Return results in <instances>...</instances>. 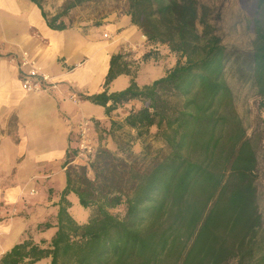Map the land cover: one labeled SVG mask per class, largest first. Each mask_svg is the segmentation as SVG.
I'll list each match as a JSON object with an SVG mask.
<instances>
[{"label":"trees","instance_id":"trees-1","mask_svg":"<svg viewBox=\"0 0 264 264\" xmlns=\"http://www.w3.org/2000/svg\"><path fill=\"white\" fill-rule=\"evenodd\" d=\"M31 1L51 28L62 30L61 17L87 0H71L52 17L42 0ZM127 1L133 24L149 41L167 44L177 62L141 87L125 53L114 54L104 91L86 99L103 106L108 116L123 104L141 101L124 123L138 139L155 128L154 137L163 141L166 152L141 168L99 149L91 163L93 178L84 166L76 177L67 170L57 230L48 246L25 239L0 263L34 264L50 257V264H264L258 158L226 79L227 47L209 30V8L198 0ZM172 7L181 8L182 16L162 22L158 16ZM256 8L253 76L263 105L264 0H257ZM197 18L204 25L202 34ZM120 74L131 76L129 86L110 93L108 85ZM71 192L91 209L86 223L69 212ZM123 203L126 211L119 217L111 209ZM51 226L47 221L38 228Z\"/></svg>","mask_w":264,"mask_h":264},{"label":"crops","instance_id":"crops-1","mask_svg":"<svg viewBox=\"0 0 264 264\" xmlns=\"http://www.w3.org/2000/svg\"><path fill=\"white\" fill-rule=\"evenodd\" d=\"M102 16L99 23L90 24L66 14L61 17L66 28L59 30L48 25L31 0H0V259L25 239L47 247L54 236L58 203L67 186L65 163L76 144L77 125L84 118L107 125L113 118L103 106L86 99L104 91L112 56L126 48L132 51L141 64L135 77L141 87L163 77L177 62L166 44L149 41L127 13ZM23 51L58 78V88L49 92L22 88L19 59ZM167 59H172V66L165 67ZM130 81V75L120 74L108 90H123ZM71 93L80 100L73 101ZM141 105L139 100L123 104L128 108L124 118ZM68 199L70 214L86 223L88 209L87 213L77 209L80 203L74 192ZM47 221L52 226L40 230L38 225ZM50 262L46 257L34 264Z\"/></svg>","mask_w":264,"mask_h":264},{"label":"rangeland","instance_id":"rangeland-1","mask_svg":"<svg viewBox=\"0 0 264 264\" xmlns=\"http://www.w3.org/2000/svg\"><path fill=\"white\" fill-rule=\"evenodd\" d=\"M69 1L71 0H42V4L46 7L47 14L50 15L51 12H62ZM256 1L198 0L200 5L209 8V30L221 37L223 44L228 50L225 75L233 91L237 112L243 121L247 135L257 154L258 202L260 210L264 214V104H261L262 98L258 93L253 76V53L256 39L254 19L257 15ZM128 11L129 3L127 0H87L70 9L67 16L73 20L79 19L85 23L96 24L103 18L102 15L106 13L123 12L128 14ZM181 16V8L172 7L166 10L163 16L159 15L158 17L162 22H168ZM195 26L199 33L202 34L204 32V25L200 23L199 18L196 19ZM170 53L173 55L174 61H177L178 55L172 50ZM170 53L166 52L164 55L170 58ZM131 54L132 51L126 52V61L130 65L131 72L136 77L137 70H139L141 64ZM162 57L163 55L157 58L161 60ZM170 65L172 66V59H167L165 67H170ZM125 109L128 108L123 107L112 113L110 117L113 118L110 119L107 125L95 121V127L90 133L92 142L96 146L97 151L99 149H108L121 157L127 158L129 161H133L138 167H149L155 159L165 154L166 147L162 140L154 137V130L152 132V129L150 134L138 139L135 131L124 123ZM112 121H116L117 124L112 126ZM72 156L73 154L70 151V157L67 159L70 162L65 163V166L73 174V177H76L77 173H81L84 166L87 168L88 176L93 178L91 163L96 156L89 165L79 164L81 162L73 163ZM77 209L84 213L89 212V215L91 214V209L87 211L80 204H77ZM111 211L115 215L123 217L126 205L123 203L111 209ZM27 234L30 235V233ZM47 235H50V233ZM223 264H233V262H225Z\"/></svg>","mask_w":264,"mask_h":264},{"label":"built area","instance_id":"built-area-1","mask_svg":"<svg viewBox=\"0 0 264 264\" xmlns=\"http://www.w3.org/2000/svg\"><path fill=\"white\" fill-rule=\"evenodd\" d=\"M105 37H109L107 33ZM128 51L130 50L126 48L123 52L126 54ZM19 66L21 68V85L25 91L49 92L58 88L60 84L58 78L44 71L30 52H22L19 59ZM70 98L75 102L80 100L77 93H71ZM77 127L76 144L71 151L73 154L72 162H81L79 164L89 165L97 154V148L93 144L90 134L95 127V120L92 118H84L78 123Z\"/></svg>","mask_w":264,"mask_h":264}]
</instances>
